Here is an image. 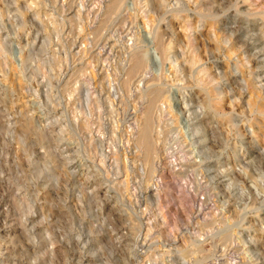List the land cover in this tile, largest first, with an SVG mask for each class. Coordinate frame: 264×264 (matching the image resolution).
Returning <instances> with one entry per match:
<instances>
[{
	"label": "clouds",
	"instance_id": "clouds-1",
	"mask_svg": "<svg viewBox=\"0 0 264 264\" xmlns=\"http://www.w3.org/2000/svg\"><path fill=\"white\" fill-rule=\"evenodd\" d=\"M75 6L0 0V264H264V0Z\"/></svg>",
	"mask_w": 264,
	"mask_h": 264
},
{
	"label": "rangeland",
	"instance_id": "rangeland-1",
	"mask_svg": "<svg viewBox=\"0 0 264 264\" xmlns=\"http://www.w3.org/2000/svg\"><path fill=\"white\" fill-rule=\"evenodd\" d=\"M83 2L87 6H91L92 3L95 2V0H76V6L72 8L70 12H67L68 16H75V15H80L82 19H88L89 18V13L86 10H79V3ZM109 0H102V3H107ZM106 36L108 35L107 33L105 34ZM40 43V41H38ZM107 43L109 45L108 49L105 50L107 53L108 51H111L112 48L111 46L116 43L115 38L111 40H107ZM78 47L83 48L85 47V43L80 40L77 41ZM57 52H59V49H57ZM104 68V65L101 64L100 66H95L93 65L90 69L92 79L95 81H100L104 79L105 77H110L112 75L111 69L108 71H101V69ZM117 71L119 69L117 68ZM9 84L12 85V87L15 90L16 96L15 98L9 97L8 100V105L10 107H14V110L16 111H25V110H30L32 107V99L30 96V93L28 92L27 88L24 87L23 82L21 79L17 78L14 82L10 79ZM142 86V85H141ZM43 99V97H41Z\"/></svg>",
	"mask_w": 264,
	"mask_h": 264
}]
</instances>
